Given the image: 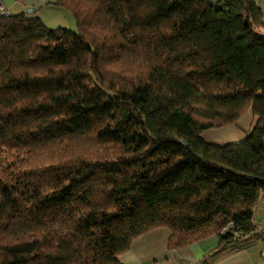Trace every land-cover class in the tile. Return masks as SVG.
<instances>
[{
	"label": "trees",
	"instance_id": "1",
	"mask_svg": "<svg viewBox=\"0 0 264 264\" xmlns=\"http://www.w3.org/2000/svg\"><path fill=\"white\" fill-rule=\"evenodd\" d=\"M49 3L75 31L0 16V264H122L158 227L171 231L169 249L216 235L222 254L259 238L255 0ZM247 111L243 140L203 136Z\"/></svg>",
	"mask_w": 264,
	"mask_h": 264
},
{
	"label": "crops",
	"instance_id": "2",
	"mask_svg": "<svg viewBox=\"0 0 264 264\" xmlns=\"http://www.w3.org/2000/svg\"><path fill=\"white\" fill-rule=\"evenodd\" d=\"M7 13L37 16L48 28H68L74 24L73 16L64 8L50 4L51 0H2ZM264 21V0H255ZM30 8V11L27 10ZM264 33V31L262 30ZM255 117L247 111L236 124L212 129L211 138L226 143L243 140L251 130ZM256 221L264 219V201L261 199L255 210ZM171 231L158 227L135 238L130 248L119 255L122 264H199L207 260L211 264H264V237L247 241L237 249L218 254L213 251L218 243L216 235L191 244L169 249Z\"/></svg>",
	"mask_w": 264,
	"mask_h": 264
},
{
	"label": "built area",
	"instance_id": "3",
	"mask_svg": "<svg viewBox=\"0 0 264 264\" xmlns=\"http://www.w3.org/2000/svg\"><path fill=\"white\" fill-rule=\"evenodd\" d=\"M7 12L8 11H7L6 6L4 5L3 1L0 0V16L3 14H6ZM256 230L261 237H264V219L258 220L256 222ZM199 264H211V263L207 260H204V261L200 262Z\"/></svg>",
	"mask_w": 264,
	"mask_h": 264
},
{
	"label": "rangeland",
	"instance_id": "4",
	"mask_svg": "<svg viewBox=\"0 0 264 264\" xmlns=\"http://www.w3.org/2000/svg\"><path fill=\"white\" fill-rule=\"evenodd\" d=\"M72 31H75L76 30V26H75V21H74V24L73 26L70 28ZM211 132H212V129H208V130H205L203 132V136L205 137V139L211 143H215V144H219V145H222V144H226L225 141L223 140H219V139H215V138H211ZM256 213V212H255ZM257 217V216H255Z\"/></svg>",
	"mask_w": 264,
	"mask_h": 264
},
{
	"label": "water",
	"instance_id": "5",
	"mask_svg": "<svg viewBox=\"0 0 264 264\" xmlns=\"http://www.w3.org/2000/svg\"><path fill=\"white\" fill-rule=\"evenodd\" d=\"M30 11V8L27 10V12H29ZM245 20H246V17H245Z\"/></svg>",
	"mask_w": 264,
	"mask_h": 264
}]
</instances>
